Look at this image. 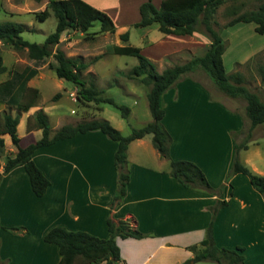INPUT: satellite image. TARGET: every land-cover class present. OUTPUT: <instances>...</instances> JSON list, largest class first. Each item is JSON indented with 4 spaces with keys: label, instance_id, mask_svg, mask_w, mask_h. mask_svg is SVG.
I'll return each instance as SVG.
<instances>
[{
    "label": "crops",
    "instance_id": "1",
    "mask_svg": "<svg viewBox=\"0 0 264 264\" xmlns=\"http://www.w3.org/2000/svg\"><path fill=\"white\" fill-rule=\"evenodd\" d=\"M85 1L102 8L98 0ZM113 1L114 8L102 9L113 19L115 32L121 34L128 31L130 23L140 20V14L139 18L127 20L126 14L121 13V6L127 8L128 1L124 5V1ZM142 2L144 0H133L138 10ZM162 34L156 41L148 40L149 47L154 48L151 52L145 50L144 54L141 49L156 66L159 58L162 60L177 51L176 44L175 47L172 45L176 35ZM79 35L83 33L64 30L59 43L71 48L77 44ZM47 63L40 66L38 73L27 82L28 87L37 88L40 93L42 87L37 79H43ZM57 80L65 90L70 88L65 82L74 86L65 79ZM211 96L206 86L191 78L180 80L163 93L161 104L165 114L162 123L172 137L170 157L195 162L212 187L223 185L222 193L228 204L214 218V241L227 248L242 245L245 247L246 264L255 262L256 257L262 259L261 263L264 261V247L255 246L260 245L262 239L259 234L264 225L257 221V217L264 219V200L259 199L242 173L234 174L229 183L226 182L234 157V140L230 131L243 128L245 119L240 112L231 110L220 100L214 101ZM41 102L38 100L34 106ZM6 105L0 102V111ZM42 109L49 119V112ZM214 114L218 117H215V124L220 134L213 138L210 122ZM35 131L42 132L41 129ZM35 140L21 139L20 145L26 146ZM115 150L116 143L100 131L77 133L41 147L33 159L50 180L43 196L34 194L23 166L17 165L3 174L0 180V223L25 229L13 232L0 228V264H57V246L43 240L49 229L63 226L106 238V220L110 215L115 219L134 218L138 229L145 234L141 238L117 237L120 255L126 264H180L191 258L193 253L187 247L205 237L216 193L186 186L172 177L169 160L160 156L152 145V135L148 134L129 143L127 193L121 204L110 213L108 205L117 185ZM241 185L246 192L241 191ZM247 194L259 202L255 211L253 200ZM258 227L253 230L252 237L248 228Z\"/></svg>",
    "mask_w": 264,
    "mask_h": 264
},
{
    "label": "trees",
    "instance_id": "2",
    "mask_svg": "<svg viewBox=\"0 0 264 264\" xmlns=\"http://www.w3.org/2000/svg\"><path fill=\"white\" fill-rule=\"evenodd\" d=\"M41 2L42 0H35ZM227 0H161L159 6H155L152 0L144 1L139 6L140 20L135 26H148L158 24V29L164 34L192 35L194 32H203L210 38V43L201 55L194 56L190 60L163 69L159 72L155 63L144 55L140 47L130 44L114 45L113 52L119 55H131L136 57L137 63L131 68L128 76L138 79L140 83L148 87L147 100L151 113V121L141 127H132L127 135L115 128L105 118H95L79 122L75 125L64 124L51 135V127L48 116L42 110L35 113L38 120V129H41V137L26 146L20 145V137L17 133L19 114L13 116L7 112H0V154L5 148L3 134H8L16 151L6 154L3 165L0 164V180L3 174L8 173L17 165L23 166L26 171L32 191L36 196H43L49 185V178L36 165L33 155L41 147L50 145L58 140L71 138L77 133L88 131H100L109 140L116 143L114 152V166L117 172V185L114 196L109 203V211L112 213L121 204L127 193V185L130 179V171L127 159L129 143L148 134L152 135V145L160 156L169 160V174L186 186L202 188L216 193V201L210 207L211 221L206 229L205 237L199 242L187 247L193 256L180 264H192L198 261L211 260L216 264H246L245 247L237 245L234 248L218 246L213 238V224L217 212L228 204L222 193L223 185L214 188L208 182L203 170L193 161L184 159H172L170 157V144L172 137L162 123L165 110L161 104V96L170 87L188 74L201 68L212 80L217 89L232 98H241L245 104V114L249 119L248 129L241 128L233 131L234 157L226 182L237 173L245 174L251 186L261 194L264 199V175L251 172L239 159L240 149L247 147L251 140V132L257 125L264 124V101L258 93L249 90L244 85V76L240 72L228 74L223 63L225 41L221 36L222 26L214 20L217 8ZM50 14L56 18L55 30L48 34L42 43L31 42L22 36L27 29L24 23L13 21L0 22V75L7 67L2 55V44L9 45L18 51H26L32 61L22 70H9L8 78L0 82V102L9 106H15L19 111H28L34 106L40 96L37 88L27 86V82L38 73V68L53 57L54 62H49V67L54 70L58 78L65 79L77 87L76 97L82 102L108 103L121 112V116L128 118L130 109L117 102L113 97H103L92 85H88L81 77V72L87 68L88 63L79 57H68L61 49L53 51V47L59 43L60 35L64 30L72 29L83 34L98 22L102 32H114L116 25L113 19L105 11L98 9L85 0H47L45 8L36 13L38 19L44 20ZM232 17L223 27L232 26L240 22L255 24L254 30L264 34V0L251 9L239 12L231 11ZM122 41L129 40V32L120 35ZM258 71L261 80L264 81V65H259ZM187 76V77H185ZM194 80V79H193ZM57 97V96H56ZM213 99L214 97L211 96ZM242 137L238 143L236 139ZM134 218L115 219L110 215L107 222L108 236L98 237L84 230H69L63 226H54L43 236V240L57 246L59 260L57 264H126L121 258L117 237L141 238L145 236L134 222ZM0 228L17 232L25 228L22 226H5L0 223Z\"/></svg>",
    "mask_w": 264,
    "mask_h": 264
},
{
    "label": "rangeland",
    "instance_id": "3",
    "mask_svg": "<svg viewBox=\"0 0 264 264\" xmlns=\"http://www.w3.org/2000/svg\"><path fill=\"white\" fill-rule=\"evenodd\" d=\"M121 1H124L123 5L125 1H128L127 8H125L124 5L123 7L121 6L122 11L118 10L119 12L121 11L122 14H126V17H128L127 20H131L134 17L139 18V10L138 8L136 9L133 0ZM98 2L102 8H110L108 6L115 7L113 0H98ZM153 2L156 6H159V0H153ZM46 3L47 0H42L41 2L35 0H0V22L13 21L24 23L27 29L22 32L23 38L31 42L42 43L46 36L55 30L57 22L53 14H50L44 20L37 18L36 13L42 11ZM259 3L260 0H227L217 8L214 20L218 24L216 26H222L221 36L225 41V51L222 57L226 72L228 74L235 72L242 73L244 76V85L249 90L258 93L264 101V81L261 80L258 71L259 65H264V34H259L254 30L255 24L253 22H240L232 26L223 27L234 17L231 14L233 9L242 12L256 7ZM96 7L103 10L98 6ZM99 25L100 24L96 22L94 26L89 29L88 33L79 35V39H77V44H75V46L68 48L64 43H58L53 47V51L59 48L65 53L74 54L76 55L74 57H79L84 62L88 63L87 68L81 72V77L86 80L88 85L90 84L97 91H100L101 96L113 97L117 102L126 105L130 109L128 118H123L121 112L111 104H96L94 102H82L78 100L74 90L75 86H71V84L67 82H65V84L70 86V88L66 90L61 88L60 80H57L58 77L55 72L49 68V62H54L51 56L47 59L48 63L43 69V79H37L39 81L38 84L42 87L38 100L42 102L39 103L38 106L30 107L28 111H19L15 106L9 105H6V107L0 111L10 113L13 116L19 114L17 133L20 140L24 138L29 140L38 139L41 137V134L35 131L38 129L39 124L35 117V113L38 110L44 112L42 108H45L51 116L48 119L52 129L51 135L53 131L64 124L75 125L79 122L95 118L108 119L123 135L129 134L132 127H141L151 121L152 117L146 96L148 87L140 83L138 79L128 76L131 68L137 63L136 57L115 54L112 47L115 44H130L143 49V53L146 51L151 52L154 48L149 47L150 42H148V40L156 41V39L163 35L158 29V24L153 23L148 26H135L130 23L128 27L129 40L127 42L120 39L122 33L115 32L116 29L112 33L108 31L102 32L99 30ZM173 39L174 44L172 45L175 47L176 44L177 51L163 57L164 59L162 60L159 58L160 60L157 62L156 67L160 72L167 67L182 64L194 56L203 54L210 43V38L201 31L194 32L192 35H176ZM2 55L4 64L9 70H21L26 65L32 63L26 51L15 50L7 44H2ZM9 70L0 75V82L8 78ZM188 78L200 81L202 85L206 86L207 90H209L211 95L215 98L214 101L216 99L220 100L231 110L240 112L245 119L243 129H248L250 122L245 114L246 102L243 99L232 98L220 92L210 77L201 68L189 73ZM216 116L214 114L210 122L213 138L220 134L217 124H215L216 118H218ZM232 132L230 131V136L233 138ZM251 136V140L247 142L248 148H244L245 150L243 148L240 149L239 159L251 172L264 175V124L257 125L252 129ZM3 137L5 139V148L3 153L0 154L1 165L4 163V156L6 154H11L16 151V147L11 143L10 136L8 134H3ZM241 140L242 137L236 139L238 143ZM25 141L26 140H23L24 143ZM244 176L248 180L245 174ZM249 185L252 187L250 183ZM241 189L242 192H246V189L242 187V185ZM257 193L259 199L263 201L264 199L261 194L259 192ZM247 196L253 200L255 211L259 202L255 201L253 199L254 197L251 195L247 194ZM257 221L264 225V219L261 220L259 216L257 217ZM259 228L260 227L248 228V231H252L251 236L253 237V230L255 231ZM259 236L260 239L262 238L260 240V245L258 243L255 247L261 246V249L264 247V228L261 230ZM261 260L262 259L256 257L255 262L250 264H264V261L260 263ZM194 264L216 263L211 260H203L195 262Z\"/></svg>",
    "mask_w": 264,
    "mask_h": 264
},
{
    "label": "built area",
    "instance_id": "4",
    "mask_svg": "<svg viewBox=\"0 0 264 264\" xmlns=\"http://www.w3.org/2000/svg\"><path fill=\"white\" fill-rule=\"evenodd\" d=\"M75 93L77 92V87H74ZM73 95V94H72Z\"/></svg>",
    "mask_w": 264,
    "mask_h": 264
}]
</instances>
